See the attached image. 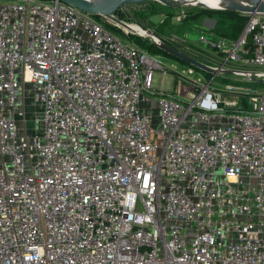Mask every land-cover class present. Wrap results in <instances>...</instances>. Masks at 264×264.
<instances>
[{
	"label": "built area",
	"instance_id": "2783aa9c",
	"mask_svg": "<svg viewBox=\"0 0 264 264\" xmlns=\"http://www.w3.org/2000/svg\"><path fill=\"white\" fill-rule=\"evenodd\" d=\"M246 15L199 40L212 76L264 83ZM191 73L61 0H0V264H264V89Z\"/></svg>",
	"mask_w": 264,
	"mask_h": 264
},
{
	"label": "rangeland",
	"instance_id": "374dc122",
	"mask_svg": "<svg viewBox=\"0 0 264 264\" xmlns=\"http://www.w3.org/2000/svg\"><path fill=\"white\" fill-rule=\"evenodd\" d=\"M205 5L221 10H210L199 5L197 6L196 0H145L140 3L123 4L118 8L119 11L117 14L124 19L123 21L128 22L129 25L149 31L151 36L133 34L118 28L107 16L98 15L95 17L98 21L110 26L111 28L109 29L118 34L122 39L134 42L133 44L138 48L159 58L165 66L179 71L190 68L192 73L189 76L200 80L202 83L210 80L209 86L218 87L225 83H229L233 85H242L248 88L264 89V83H252L239 75L221 72L212 76L210 71H204L189 63L183 62L167 54L160 48L162 44H165L206 66L213 65V51L208 48L204 42L199 40V36L202 35L209 38L210 33L216 36H224L225 34L223 31L218 30V28L213 30L205 25L203 23L204 19L213 17L217 20L218 17H220V15L216 13L217 11H231L240 15L247 14L246 12L247 10L249 11L252 3L246 0H207L205 1ZM201 9H207L209 12L200 14L197 19L193 20L191 18V13H195L196 11L199 12ZM223 14L226 16L230 13L224 12ZM114 16L116 17L115 14ZM238 22L242 23L244 20H238ZM226 32L229 33L227 30ZM238 33L239 32L236 34ZM182 38L184 41L181 40ZM143 41L152 43V45L154 44L162 53L158 51H147L141 45ZM159 72L160 71L152 70L151 85L154 88L169 90L172 84V75L169 69L163 76L160 75ZM25 107V115L28 119H31L29 115H31L34 105L28 100H25Z\"/></svg>",
	"mask_w": 264,
	"mask_h": 264
},
{
	"label": "water",
	"instance_id": "95a60500",
	"mask_svg": "<svg viewBox=\"0 0 264 264\" xmlns=\"http://www.w3.org/2000/svg\"><path fill=\"white\" fill-rule=\"evenodd\" d=\"M71 6H74L76 8H79L80 10L88 13V14H97L101 16H107L110 21L115 24L118 28H121L125 31H128L130 33H136L135 30L131 29L129 27V24L121 19H118L117 17L114 16V12L116 9H118L120 6L123 4H133V3H140L145 0H102L99 3H93L88 0H61ZM158 1H164V0H158ZM264 1V0H263ZM210 10H218V9H212V8H207ZM253 12H261L264 13V5L260 4H252L251 8L247 13H253ZM143 36H151V33L147 30H144V35ZM161 49H163L167 54H170L177 59L189 63L194 67H197L199 69H202L204 71H209L210 68L198 61H195L191 57L187 56L186 54L179 52L173 48L168 47L165 44H162L160 46ZM226 73H230L229 70L225 71Z\"/></svg>",
	"mask_w": 264,
	"mask_h": 264
},
{
	"label": "trees",
	"instance_id": "16d2710c",
	"mask_svg": "<svg viewBox=\"0 0 264 264\" xmlns=\"http://www.w3.org/2000/svg\"><path fill=\"white\" fill-rule=\"evenodd\" d=\"M119 11V9H116L114 14L116 15V17L118 19L124 20L122 17H120L119 14H117ZM209 12V10L207 9H201V11H196L195 13H191V18L194 20L195 18H197L198 15L200 14H204ZM224 12H229V15H224ZM216 13H218L220 15V17H218V19H215V24L214 27L212 28L213 30H215L216 28H218V30H221L224 32L225 35H227L226 37H234L235 35H237L236 33L240 31V29L242 28V26L244 25L246 19H247V15L246 14H236L234 12L231 11H217ZM97 17L98 15L95 14L94 17ZM95 17V18H96ZM238 20H244V22L239 23ZM105 25V24H104ZM106 27L108 25H105ZM107 28H111L110 26H108ZM119 30V29H116ZM226 30L229 32L227 33ZM224 35V36H225ZM139 40V39H137ZM134 43V42H132ZM142 47H144L147 51L153 52V51H158L161 52L159 49H157L155 47V45L152 43H148L147 41H143V43H141ZM162 53V52H161Z\"/></svg>",
	"mask_w": 264,
	"mask_h": 264
},
{
	"label": "bare ground",
	"instance_id": "6f19581e",
	"mask_svg": "<svg viewBox=\"0 0 264 264\" xmlns=\"http://www.w3.org/2000/svg\"><path fill=\"white\" fill-rule=\"evenodd\" d=\"M88 1H91L93 3H99L102 0H88ZM205 1H207V0H196V5L197 6L199 5V6H202V7H205V8H212V7H208L207 5H205ZM246 1H248V2H250L252 4L256 3V4L264 5V1L263 0H246ZM212 9H216V8H212ZM218 10H221V9H218ZM243 11H245V10H243ZM129 27L131 29L135 30V32H137L138 34L144 35V30H142L141 28H138V27L133 26V25H129Z\"/></svg>",
	"mask_w": 264,
	"mask_h": 264
},
{
	"label": "crops",
	"instance_id": "0c3cea01",
	"mask_svg": "<svg viewBox=\"0 0 264 264\" xmlns=\"http://www.w3.org/2000/svg\"><path fill=\"white\" fill-rule=\"evenodd\" d=\"M195 19H197V18H195ZM203 23L205 25L209 26L210 28H213L214 24H215V18H213V17L206 18V19H204Z\"/></svg>",
	"mask_w": 264,
	"mask_h": 264
}]
</instances>
